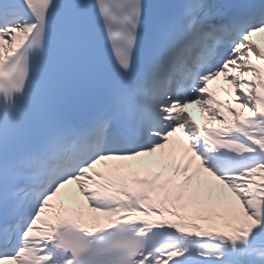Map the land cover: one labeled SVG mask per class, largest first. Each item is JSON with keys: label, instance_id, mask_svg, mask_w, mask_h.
Here are the masks:
<instances>
[{"label": "snow or ice", "instance_id": "obj_1", "mask_svg": "<svg viewBox=\"0 0 264 264\" xmlns=\"http://www.w3.org/2000/svg\"><path fill=\"white\" fill-rule=\"evenodd\" d=\"M260 33L264 0H0V264H264Z\"/></svg>", "mask_w": 264, "mask_h": 264}, {"label": "bare ground", "instance_id": "obj_2", "mask_svg": "<svg viewBox=\"0 0 264 264\" xmlns=\"http://www.w3.org/2000/svg\"><path fill=\"white\" fill-rule=\"evenodd\" d=\"M256 39H257L258 41L264 43V33L257 34V35H256ZM219 83H220V82H219ZM214 89H215V88H214ZM217 94H218L219 96H222V95H223L222 93H219V92H218ZM196 110L199 112L198 109H196ZM201 121H202L203 124L207 123L206 119H204V118H201Z\"/></svg>", "mask_w": 264, "mask_h": 264}]
</instances>
